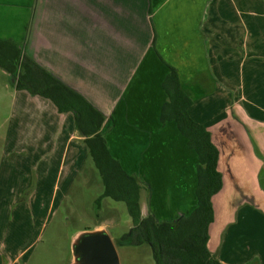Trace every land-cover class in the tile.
<instances>
[{"label": "crops", "instance_id": "crops-1", "mask_svg": "<svg viewBox=\"0 0 264 264\" xmlns=\"http://www.w3.org/2000/svg\"><path fill=\"white\" fill-rule=\"evenodd\" d=\"M0 39L103 113L111 156L142 182L143 217L174 221L196 207V153L160 121L169 67L191 118L201 102L221 104L200 122L223 183L208 249L222 264H264V220L247 222L264 217V0H0ZM224 207L232 218L219 227Z\"/></svg>", "mask_w": 264, "mask_h": 264}, {"label": "rangeland", "instance_id": "rangeland-1", "mask_svg": "<svg viewBox=\"0 0 264 264\" xmlns=\"http://www.w3.org/2000/svg\"><path fill=\"white\" fill-rule=\"evenodd\" d=\"M13 83L0 69V264H74L72 244L91 231L110 236L120 264H156L149 245L125 244L132 223L123 202L96 205L104 187L73 114ZM221 110L204 101L192 119L201 124ZM221 209L219 227L232 218ZM259 215L248 216V225H261Z\"/></svg>", "mask_w": 264, "mask_h": 264}, {"label": "trees", "instance_id": "trees-1", "mask_svg": "<svg viewBox=\"0 0 264 264\" xmlns=\"http://www.w3.org/2000/svg\"><path fill=\"white\" fill-rule=\"evenodd\" d=\"M169 68L170 73L163 82L168 101L162 106L160 121L162 124L175 122L196 153V207L189 215L174 221H159L151 213L142 216V182L136 175L128 174L111 156L101 132L105 122L103 113L25 54L17 43L0 39V69L14 80V88L51 101L59 113L73 114L74 128L82 137L104 187L96 205L100 206L104 198L126 205L132 229L125 244L149 245L156 264H222L208 249V231L214 221L212 198L223 185L218 170L219 151L206 127L190 117L193 102L182 89L175 69ZM239 264H260V260L254 257Z\"/></svg>", "mask_w": 264, "mask_h": 264}, {"label": "water", "instance_id": "water-1", "mask_svg": "<svg viewBox=\"0 0 264 264\" xmlns=\"http://www.w3.org/2000/svg\"><path fill=\"white\" fill-rule=\"evenodd\" d=\"M74 264H120L115 245L104 231L80 234L72 244Z\"/></svg>", "mask_w": 264, "mask_h": 264}]
</instances>
